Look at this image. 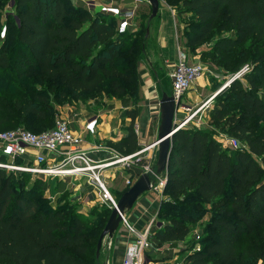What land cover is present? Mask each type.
Masks as SVG:
<instances>
[{"label":"trees","instance_id":"obj_1","mask_svg":"<svg viewBox=\"0 0 264 264\" xmlns=\"http://www.w3.org/2000/svg\"><path fill=\"white\" fill-rule=\"evenodd\" d=\"M11 1L13 7L5 10ZM159 1L174 9L176 17L189 16L182 35L178 33V43L182 38L194 51L216 31L232 30V35L214 43L209 54L236 51L237 61L231 68L224 58L230 75L249 62L251 68L214 97L208 114L214 127L245 148L229 152L210 133L181 127L172 138L165 174L164 194L169 201L160 216L168 219L150 241L160 247L184 240L207 205L213 242L203 241L200 252L185 261L242 264L245 251L237 256L236 243L264 226V105L253 93L262 89L264 94V0ZM68 4L67 0H0V32L5 26L6 37L14 35L10 51L7 41L0 42V81L6 80L4 87L0 85V129L11 121L13 110L4 99L15 101L17 121L23 124L30 118H45L47 101L34 95L28 83L33 80L49 89L55 82L72 93L101 95L107 89L113 98L138 97L137 91L129 93L128 86L139 85L135 64L146 30L141 40L140 35L133 39L136 31L119 34L113 17L100 12L91 15L81 6L71 9ZM150 15L142 14L144 27ZM126 115L130 118L127 135L112 144L122 156L140 149L133 130L137 113ZM22 129L34 134L49 130ZM19 178L0 169V264H98L96 244L110 210L96 217L101 219L97 225H104L97 236V228L88 229L92 219L80 215L77 207L38 205L29 194L16 192ZM259 259H264V250Z\"/></svg>","mask_w":264,"mask_h":264},{"label":"rangeland","instance_id":"obj_2","mask_svg":"<svg viewBox=\"0 0 264 264\" xmlns=\"http://www.w3.org/2000/svg\"><path fill=\"white\" fill-rule=\"evenodd\" d=\"M68 1V7L72 9V7L76 8L78 6L83 7L84 10L88 12V9L86 7V4L83 1H89V0H67ZM100 0H95L96 3H99ZM102 1V0H101ZM124 0H115V3L121 2ZM137 3V8L132 7L133 9H130L133 11L132 17H133V24L132 27L136 31V35H134L132 38L135 39L137 35H140V40L144 34V30H146L145 27V22L141 19V16L143 13H146L147 16L150 15V8L148 6H143L142 3H146L141 0H134ZM10 4H14V1L10 2ZM7 6H5V10ZM13 7V6H12ZM10 7V8H12ZM4 10V11H5ZM8 11V10H7ZM174 11V9H173ZM101 13V12H100ZM175 13V11H174ZM91 15L96 14V12H91ZM176 26L179 35H182L183 29L189 22V16H181V17H176ZM1 20L4 22V18L1 17ZM158 20V19H157ZM155 19L154 25L157 24V21ZM141 26V27H140ZM5 28V33H3V29ZM145 28V29H144ZM134 31V32H135ZM149 31V29H148ZM132 33V32H130ZM178 35V36H179ZM232 35V30H227L224 32H215L209 39V41L201 45L199 48L195 49L194 51L190 50L188 47L185 46V41L182 40L179 43V50L184 52L188 58L190 59L189 62H199L202 64L204 68V72L202 76L197 80V82L201 79L202 83L207 85V94L210 93L209 101L202 106L197 112L195 110L202 104H192V100H189L191 102H188L186 100V96L189 93L190 96L195 97L197 93L195 91H192L191 89L185 93L186 96H184L181 100V104L184 105L185 110H179L177 112L176 119L178 116H180L183 120L185 121L189 126H192L196 129H200L202 131L210 133L215 140L220 142L221 140L224 142L222 144L223 149L228 150L229 152H232L233 150L229 147L228 142H226L227 139L233 138L232 136H229L226 134V132L220 130V128L214 127V124L209 121L208 114L212 106V102L214 97L223 90L222 88L225 87V82L227 81V77L231 74L228 68L226 67V61L224 60L225 57H227V62H228V67L231 68L237 61V52H231L229 54H209L213 51V46L214 43L219 40L220 38L224 36H229ZM128 37V36H127ZM8 42L7 46V51L11 50V47L14 44V35L6 37V27L3 26L0 32V42ZM248 47V46H246ZM256 56L250 57L249 59L254 60ZM144 58L142 57V53L140 52L138 55V61L136 62V67L141 62ZM138 63V64H137ZM245 66H248L249 69L250 67V62L247 63ZM138 69V68H137ZM249 72V71H248ZM164 84L166 85V91L169 89V84L170 81L169 79L163 78ZM5 78L0 81V85L4 87L5 85ZM195 82V84L197 83ZM31 83V86L33 87V92L34 95L45 97L46 98V104H44V110L46 111L45 113V118H30L29 120H24V123L28 122L27 124L21 123V121H17V115L18 112L15 110L14 100H9V99H4L6 101V106L10 107V109H13L10 114L9 110L4 112V114H9V117L11 121L7 122L0 130H13V129H18V128H26L32 131H39L49 129L50 127L53 128L56 121L59 120H64L69 123H71V128L74 130L79 128V125L83 123L88 117L92 116L93 114H98V115H104L108 116V113L112 110L111 109V101L115 100H123V98H128V100L133 101L136 105L140 106V110L144 109L146 110V113L148 114V110H151V113L149 115H154L151 117V123H150V129L146 133H142V128H140L138 121H134L133 124V130L135 131V126H137L138 129V134H136L137 137V143L138 147L142 149L143 147L147 146L148 144H151L152 142L155 141L157 137V133L159 130V105H158V99L151 100V102H147V99L142 97L141 95V89L140 86H128V91L129 93H134V91H137L138 97L133 98L132 95H123L121 97H114L111 92H109L107 89L103 90L101 95L95 94V93H72L68 91L67 89H64L63 87H59L55 82H54V87L52 89H49L46 87L45 84H38L34 80ZM245 87L247 86L246 80H243L242 83ZM203 85V84H202ZM158 86H154L153 89L158 90ZM193 88V87H191ZM13 91V90H11ZM253 93L257 95L260 99H262V89H254ZM168 94V93H167ZM171 94V92H170ZM197 97H195L196 99ZM33 102H37L38 99L32 98L31 99ZM194 100V98H193ZM203 101V100H202ZM200 101V102H202ZM109 103V104H108ZM199 103V102H198ZM146 105V106H145ZM198 105V106H197ZM131 111H136L137 116L139 112L137 111L138 109L134 110L131 108ZM195 112V113H194ZM146 113H143L141 111V115H145ZM140 115V114H139ZM127 115L125 112L116 117L114 119L115 123H111L108 127L110 129L112 128H117L116 121L120 120V124L123 126L120 131L123 133L126 131L129 126L130 121L128 122L127 126H125V119ZM236 116H239V112H236ZM129 118V117H128ZM137 118V117H136ZM105 121V119L102 117ZM257 126H261V123H258ZM50 128V129H51ZM156 131V133H154ZM121 132V133H122ZM118 139V137H116ZM115 139V137H114ZM118 140L115 139V141H107L105 145L101 144V147H99L102 150L108 149L109 154L106 157H113L115 154L119 153L115 148L113 147V143L117 142ZM239 142V141H238ZM243 149L245 148L242 144L239 142V146L237 149ZM139 149V150H140ZM153 149L149 150L146 153H143L139 158L141 159L139 161L140 164H142V173H140V170L137 168H134L135 170L131 171L132 172V177H135L136 175L139 177L145 172L146 167H151L154 168L156 161H157V156L156 154H152ZM157 148H154V151H156ZM151 151V152H150ZM156 153V152H155ZM152 157H151V156ZM105 157V158H106ZM150 157V158H149ZM155 158V162H154ZM4 161L7 162V158L4 157ZM14 164H18L15 162ZM20 164V163H19ZM136 165V164H135ZM134 166V165H133ZM118 166H115L111 168V171L113 169H117ZM150 168V169H151ZM120 169V167H119ZM102 172L103 174L106 172ZM6 174H13L16 179L20 176L18 182H19V187L15 189L16 192L21 193L23 192L24 194H29L32 199L36 201L38 205H51V207L56 208L58 205H66L70 204L73 209H75L77 206L73 200V197L71 196V193H77L79 194V189L82 186L83 181L87 180L86 178L82 179H76L74 177L71 178H52L50 176H40L38 174H33V173H26V172H20V173H25V175H18L17 171H11V170H6ZM163 177L165 175H162ZM137 178V177H136ZM153 187L159 186V181L155 178H153ZM123 177H120L116 180L117 183L114 184L116 188H119L120 185H123ZM126 185V184H125ZM127 188V187H126ZM130 188V187H129ZM127 188V189H129ZM109 190V188L107 187ZM153 189V188H152ZM151 191L155 194L160 193L158 189L154 188ZM162 197L164 199V196L168 198L167 195L164 194V188L162 189ZM115 199V197H113ZM166 198V199H167ZM117 201V199H115ZM169 200V199H168ZM168 202V201H167ZM166 204V201L164 200L161 207L159 208V219L163 221L164 219H168V216H160L161 215V208ZM101 205H104L101 203ZM189 205V203H187ZM192 205V204H191ZM106 206V205H104ZM205 210L203 211L202 215L198 217L195 222L190 226V231L189 234L187 235V243L182 244V243H165L162 246V249L157 247L156 244L151 243V248H149L147 251V261L151 260H160L163 262L164 260H167L168 258L165 257V255H168L169 252H171L174 256L173 259H178L179 261H182L183 264H189V262L185 261V259L193 255L194 253L200 252L201 248L203 247V241L204 244L210 245L213 242V237H214V232L209 229V221H210V213H209V206L204 205ZM103 208L101 209V211ZM170 210V209H168ZM175 211V210H174ZM173 212V211H172ZM100 213V212H99ZM101 219L96 218L90 221L89 230L92 228H97V236L101 229L103 228L104 225H97L100 222ZM122 225L119 226L118 230L114 233H120L123 231L129 232V229L127 225L121 223ZM130 226V225H129ZM147 226V225H145ZM151 226L152 230L155 229L156 225H148ZM162 226V225H161ZM161 226L159 228H161ZM132 227V226H131ZM152 235V234H151ZM107 239V238H106ZM154 240V239H153ZM161 247V246H160ZM157 248L162 250L163 252H157ZM264 250V226L261 228L255 229V231L247 237L242 238L236 243V252L237 256H240V253L242 251H245V255H243L242 258V264H264V259H259L260 255L262 254ZM94 254L91 255L93 257ZM171 257V256H170ZM160 261V262H161ZM100 263V261H99ZM98 263V264H99Z\"/></svg>","mask_w":264,"mask_h":264},{"label":"crops","instance_id":"obj_3","mask_svg":"<svg viewBox=\"0 0 264 264\" xmlns=\"http://www.w3.org/2000/svg\"><path fill=\"white\" fill-rule=\"evenodd\" d=\"M114 1L115 0H112L111 2L110 0H102V1L100 0L99 3H97L98 7H96V9L93 10L92 12H96V13L101 12L100 7L104 5L114 7V9L119 10V13L115 15L114 13H109L107 15L113 17V19L116 21L117 32L119 34H124L126 32L129 33L134 32L135 29H133L132 27L133 17H130L133 11L130 9H133L132 7L137 8L138 5L136 1L124 0L118 3H115ZM142 4L143 6H148L147 3H142ZM155 19L158 20L156 21L157 24L154 25ZM124 21L128 22V26L125 32H121L120 28L122 27ZM146 26H147L146 30L149 29V31L148 33L145 34V41L143 43V48H142V57L144 59L141 62H139L137 68H138V82L141 89V95L142 97L147 99V102H151V100L156 99L155 97H157V99L160 100L163 94L168 93L167 95L170 96V92H171L170 73L172 72L178 59L177 51L179 50V46H178L179 43H178V30L176 26L175 13L170 7L165 5L162 1L159 2V8L156 17L151 20H149L148 18V20L146 21ZM163 78L169 79L170 81L168 91H166V85L164 84ZM154 86H158L159 87L158 90L153 89ZM192 87L193 88H191V90L197 93V95L195 96L197 98L195 99V97L190 96L189 93L187 94V96L185 94L184 96H186V100L188 102H191L189 100H192L191 102L192 104H202L209 99L210 93L207 94V89H206L207 85L202 83L201 79ZM109 103H111L112 110L108 113V116H104V115L101 116L98 114L92 115V116H97L98 118L97 133L94 136L87 135L84 137L83 149L89 151L92 157L98 159H103L106 156H108L109 150L105 149V151L94 152L92 151V149H95V147L97 146L101 147V144L105 145V143L110 140L115 141L116 139L119 141L120 139L125 138L127 135L126 131L124 133L120 131V129L123 127L120 124V120L116 121V124L118 123L117 128L110 129L108 127L111 123H115L114 119H116V117L122 115L124 112L126 114L128 111L132 110L131 108H133L134 110L138 109L137 111L139 112L140 115L138 114L135 121H138V119H140V121L138 122L140 123V125L138 126L139 127L141 126L140 128H142V133H146L150 129L151 117L154 116V115H149L151 113V110H148V114H147L146 110L144 109L140 110V106L136 105L133 101L128 100V98H123V100L114 99ZM141 111H143V113L146 114L142 116ZM102 117L105 119V121L101 119ZM177 119H181V117L178 116ZM125 121H127V123H125V126H127L128 122L130 121V118L127 117ZM82 128L83 126L81 123L78 129L80 130ZM154 133H156V131H154ZM116 137H118V139ZM152 154H156L157 156V150L154 151L153 149L151 155ZM154 162H155V158H154ZM135 164L130 171H125L119 166L120 169L119 167H117L116 170L113 169L111 171L110 168L103 174L102 178L104 179L106 186L109 188L111 195L115 197V199L118 200L128 190L127 188L129 187L125 185L127 179L131 180L132 184H134L135 181L140 177V176L138 177L137 175L135 177H132L131 171L135 170L134 168H137L138 170H140V173H142L141 171L143 167L142 164L140 163H135ZM120 177H123L124 180L123 185L121 184L119 188H116L114 184L117 183L116 180ZM159 178L163 179L164 177L160 176ZM159 192L160 193L155 194L150 190L142 194L137 199V201L132 206V208L125 212L123 217L126 221V224L132 226V229L136 233L144 232L147 229L148 225H156L155 229L153 230L152 228L150 229V233L154 235L155 231L157 229H160L159 227L161 225H165L163 221L159 219L158 213H159V208L161 207L163 201L165 200L167 202L169 200L165 196L163 199L162 191ZM71 196L73 197L75 204L77 203L76 206L78 213L88 219H92V220L96 219V217H98V215L102 212L101 211L102 208L103 211L104 209L110 210V208H108L107 206L101 205V202L99 201L98 198L97 189L94 187V185H92L91 183L88 184L85 180L83 181L82 186L79 189V194L74 192L71 193ZM134 236L135 234H132L127 231H123L113 235L112 238L105 239L103 241L102 248L99 254V261H100L99 264H121L125 247L134 240L135 238ZM187 241L188 239L187 237H185L184 240L178 241V243L185 244L187 243ZM162 246L161 247L157 246V247L162 249ZM157 252H163V251L162 250L159 251V249L157 248ZM165 257L168 259L164 260L163 262L161 261V259L154 261L150 260V262L152 264H169L172 261L173 257H177V256H174L171 252H169L168 255H165Z\"/></svg>","mask_w":264,"mask_h":264},{"label":"built area","instance_id":"obj_4","mask_svg":"<svg viewBox=\"0 0 264 264\" xmlns=\"http://www.w3.org/2000/svg\"><path fill=\"white\" fill-rule=\"evenodd\" d=\"M83 2L86 4L88 12H92L98 7L95 0ZM12 6L13 4H9L8 9H11ZM100 11L105 14L114 13V15L119 13V10L106 5L101 6ZM16 21L19 22L18 19ZM127 26L128 22L124 21L120 28L121 32H125ZM3 30V33H5V28ZM177 52L178 59L170 73V96L174 98L179 110H185L181 100L202 76L204 68L199 62H189L190 60L184 52L180 50ZM248 71H250L249 67L244 66L239 72L227 77L224 88L234 80H241ZM208 101L202 103L195 112ZM262 102L264 105V94L262 95ZM183 124L186 125L187 123L184 121ZM82 126V129L74 130L71 128V123L59 120L55 122L53 128L38 134L22 128L0 132V169L33 173L52 178H86V182L91 183L97 189L99 201L108 208L113 209L116 200L107 189L102 178V172L118 165L125 171H130L135 163H139L140 156L151 149L157 148L158 143L154 141L143 149L127 156L115 154L113 157L98 159L92 157L89 151L83 149L84 137L87 135L94 136L97 133V116L88 117L82 123ZM138 129L135 126L134 133L138 134ZM226 142L232 150H236L239 146V142L235 138H229ZM220 143L223 144L224 142L221 140ZM92 151L105 150L95 147ZM4 157L7 158V162L4 161ZM15 162L18 164H14ZM150 168L146 167L145 172L148 173ZM155 179L159 181V186L153 187L152 184L151 189L156 188L162 191L166 184L165 176L163 179L159 177H155ZM132 185V181L127 179L126 186L131 187ZM122 219L121 223L127 225L129 232L135 234V238L125 247L121 264H152L149 260L147 261L146 257L147 250L151 248V226H147V229L142 233H136L131 226L126 224L124 217ZM169 264H183V262L172 259Z\"/></svg>","mask_w":264,"mask_h":264},{"label":"water","instance_id":"obj_5","mask_svg":"<svg viewBox=\"0 0 264 264\" xmlns=\"http://www.w3.org/2000/svg\"><path fill=\"white\" fill-rule=\"evenodd\" d=\"M146 2L151 9L149 20L156 17L159 0H141ZM148 33V30H146ZM159 130L155 142L157 145V161L154 168L148 173L144 172L135 183L116 201L115 207L110 209V215L98 238L96 244V259L106 238H112L118 230L125 212L132 208L137 199L144 193L151 190L153 178L165 175L168 169L169 156L172 150L171 141L179 127L183 124V119H176L179 111L178 105L172 96L163 94L159 100ZM144 148V147H143ZM142 148V149H143ZM141 150V149H140ZM139 151V150H138Z\"/></svg>","mask_w":264,"mask_h":264},{"label":"bare ground","instance_id":"obj_6","mask_svg":"<svg viewBox=\"0 0 264 264\" xmlns=\"http://www.w3.org/2000/svg\"><path fill=\"white\" fill-rule=\"evenodd\" d=\"M184 126H185V124L181 125V126L179 127V129H180L181 127H184Z\"/></svg>","mask_w":264,"mask_h":264}]
</instances>
